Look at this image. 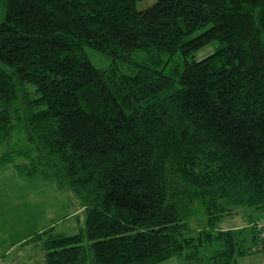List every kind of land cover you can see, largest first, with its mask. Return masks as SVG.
<instances>
[{
    "label": "trees",
    "instance_id": "obj_1",
    "mask_svg": "<svg viewBox=\"0 0 264 264\" xmlns=\"http://www.w3.org/2000/svg\"><path fill=\"white\" fill-rule=\"evenodd\" d=\"M140 1L0 0V169L84 210L79 234L30 239L44 264H237L261 220L248 237L218 225L264 214V0Z\"/></svg>",
    "mask_w": 264,
    "mask_h": 264
},
{
    "label": "rangeland",
    "instance_id": "obj_2",
    "mask_svg": "<svg viewBox=\"0 0 264 264\" xmlns=\"http://www.w3.org/2000/svg\"><path fill=\"white\" fill-rule=\"evenodd\" d=\"M158 1L142 0L137 3L136 8L143 11ZM218 47L219 43L214 42L201 49L195 54V60L199 61L213 54ZM86 52L97 69L110 68L111 59L92 49H87ZM134 58L138 63L150 64L147 60L148 54L145 52H137ZM161 59L163 61L161 67L150 65L167 75L172 74L176 66L182 65L179 56L170 58L163 55ZM119 69L122 74H131L126 65L120 64ZM23 162L20 157L14 158L15 164ZM83 212L77 199L71 193L62 190L55 182H47L40 177L24 178L12 165L0 169V264H44L42 245L30 239L45 230L52 231V235L63 237L79 234L85 228ZM201 218L200 216L194 218L190 226L195 230L202 229L205 222L202 216ZM257 219L264 220V214L258 213L255 209L241 208L236 215L224 218L218 228L236 226L246 229L245 237H248L251 223ZM241 248L247 254L238 258L237 264H264V253L256 251L251 239L247 238ZM165 264L187 262L183 258H174Z\"/></svg>",
    "mask_w": 264,
    "mask_h": 264
},
{
    "label": "built area",
    "instance_id": "obj_3",
    "mask_svg": "<svg viewBox=\"0 0 264 264\" xmlns=\"http://www.w3.org/2000/svg\"><path fill=\"white\" fill-rule=\"evenodd\" d=\"M255 227L258 234L256 249L260 252H264V223L260 221L255 225Z\"/></svg>",
    "mask_w": 264,
    "mask_h": 264
},
{
    "label": "crops",
    "instance_id": "obj_4",
    "mask_svg": "<svg viewBox=\"0 0 264 264\" xmlns=\"http://www.w3.org/2000/svg\"><path fill=\"white\" fill-rule=\"evenodd\" d=\"M259 220H261V219H257V221H259ZM262 221V220H261ZM256 222V221H255ZM241 228H239V227H236V226H227L226 228H224V229H220L221 231H229V230H231V231H237V230H240Z\"/></svg>",
    "mask_w": 264,
    "mask_h": 264
}]
</instances>
